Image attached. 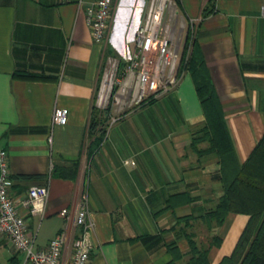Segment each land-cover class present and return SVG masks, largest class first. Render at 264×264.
Here are the masks:
<instances>
[{"label":"crops","instance_id":"0c3cea01","mask_svg":"<svg viewBox=\"0 0 264 264\" xmlns=\"http://www.w3.org/2000/svg\"><path fill=\"white\" fill-rule=\"evenodd\" d=\"M93 1L0 0V148L8 156L11 195L21 197L33 185L48 189L42 217L18 205L34 248L64 232L60 261L67 264L74 213L85 197L88 264H186L189 236L217 264L231 254L249 217L229 212L216 224L205 216L224 191L216 153L206 139L193 140L205 115L189 71L172 92L115 121L114 112H103L102 139L91 143L106 54L130 45L146 4L117 0L105 51L86 21ZM174 1L183 47L188 35L195 40L242 163L264 133L263 0ZM18 70L50 78H16ZM56 108L68 111L64 125L52 123ZM0 264H25L1 234Z\"/></svg>","mask_w":264,"mask_h":264},{"label":"built area","instance_id":"2783aa9c","mask_svg":"<svg viewBox=\"0 0 264 264\" xmlns=\"http://www.w3.org/2000/svg\"><path fill=\"white\" fill-rule=\"evenodd\" d=\"M117 0H94L86 7V21L95 42L108 50L112 34L113 18ZM264 16V0L260 6ZM178 10L174 0H146L144 14L137 26L130 45L121 52L106 54L101 77L96 90L95 106L111 113V120L154 101L172 92L184 69L180 70L183 54L182 24L178 30L171 27L166 19H175ZM196 20L190 21L191 31ZM185 42V40H184ZM104 51V52H105ZM67 109L56 108L52 123L64 125ZM128 162V161H125ZM133 163V162H132ZM12 179L8 166L7 152L0 148V234L22 254L25 264H63L60 261L64 232H59L48 241L45 248H34L35 234L27 231L25 215L18 205L28 213L42 217L48 196L44 185L28 187L21 197L11 195ZM66 209L60 211L65 215ZM77 234L72 241L73 252L67 264H88L92 242V223L88 219L85 197L74 213Z\"/></svg>","mask_w":264,"mask_h":264},{"label":"trees","instance_id":"16d2710c","mask_svg":"<svg viewBox=\"0 0 264 264\" xmlns=\"http://www.w3.org/2000/svg\"><path fill=\"white\" fill-rule=\"evenodd\" d=\"M189 44L191 48L188 53ZM180 65L181 71L184 69L190 72L205 115V124L193 140L206 139L209 149L216 153L220 163L219 178L224 193L205 216L216 224H220L229 212L246 214L249 217L231 254L223 257L217 264H264V133L245 161L239 163L225 125L222 108L202 57L196 50L195 40L190 43L189 35ZM13 75L28 80L50 78L22 70L15 71ZM102 116L103 111L94 106L88 128V136L92 138L93 146L98 145L103 136L100 126L105 117ZM215 240L218 243V239ZM188 241L190 256L186 264H210L207 250L197 245L191 236Z\"/></svg>","mask_w":264,"mask_h":264},{"label":"rangeland","instance_id":"374dc122","mask_svg":"<svg viewBox=\"0 0 264 264\" xmlns=\"http://www.w3.org/2000/svg\"><path fill=\"white\" fill-rule=\"evenodd\" d=\"M166 21H167V23H170V25H171L172 28L175 29V32L178 30V29H177V27H178L177 25H178V24L176 23L175 19L172 18V19L169 20V19L167 18Z\"/></svg>","mask_w":264,"mask_h":264}]
</instances>
